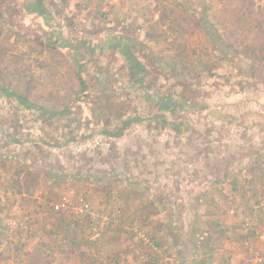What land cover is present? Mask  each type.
Masks as SVG:
<instances>
[{
    "label": "rangeland",
    "instance_id": "1",
    "mask_svg": "<svg viewBox=\"0 0 264 264\" xmlns=\"http://www.w3.org/2000/svg\"><path fill=\"white\" fill-rule=\"evenodd\" d=\"M250 1L0 0V89L45 111L0 93V264H264V91L201 76L264 49ZM146 92L194 96L188 129Z\"/></svg>",
    "mask_w": 264,
    "mask_h": 264
},
{
    "label": "trees",
    "instance_id": "2",
    "mask_svg": "<svg viewBox=\"0 0 264 264\" xmlns=\"http://www.w3.org/2000/svg\"><path fill=\"white\" fill-rule=\"evenodd\" d=\"M250 3H251L250 5L253 6L257 10V7L254 3V0H251ZM32 6L36 12H41L40 11L41 10L40 4L34 3ZM220 42H221V46L223 48L221 49V47H220V48L216 49V52L218 53V55H215L216 61L214 60L211 64H209V62L201 63L202 66L204 67V72L201 76L203 78L205 77V79H214V78L224 79L225 77H223L217 73V69L221 68V63L224 60L230 59V58H233L234 60L240 59L243 62H247V64H252L253 68L251 67V70L249 68V71H247L246 69H244L245 67L242 69L241 67L238 68V66L233 65V67H232L233 70H236L238 72V76H237L238 77V83H237L238 87H239V85L241 87L244 86V84L246 82L245 77L250 72V77L252 79L257 78L259 80V83L262 86L261 87L262 90L264 91V49L262 47L256 49V48L250 47L249 45L240 44L239 50L237 48H234L233 46H230V47L228 46L227 48L229 50H227L224 47V45L226 43L225 39L223 38ZM122 46H123L122 42H120V41L117 42L115 45L116 48H119V47L123 48ZM214 48L215 47H213V49ZM124 55H126V53H124ZM128 60L130 61L131 64L134 63V61L132 60L131 57H129ZM189 62H191V61H189L187 59L184 63L187 66H185V65H183V67L180 66L179 70L181 72H185L188 77H191V75H190L191 71H189V69L187 68L189 65ZM209 65H212V66L210 67ZM133 68L136 69L135 79H137V80H135V81L137 84L140 85V84H142V81H143L144 71L142 72L141 69H138V67H135V66ZM205 74H206V76H205ZM197 77L198 76H196V78ZM202 77H200V79ZM78 80L80 82V89L83 90V83H82L81 79H78ZM153 84H154V81H153ZM0 93H2L3 95H5L7 97H14L25 109H30V108L37 109V111H39L40 113H42L44 115L45 111L43 109H41V107H39L36 104L29 103V101L23 96H21L19 94L10 93L4 89H0ZM144 94L146 96V99L150 102V104L157 107L159 110H162L163 112L170 114L173 117H177L180 112L184 113V116L182 117L183 121L181 123L180 122H178V123H175V122L166 123L165 117H155L154 122L156 124H160V126L169 127L176 135H178L181 132H184V130L188 129L187 122L190 121V118L185 117V115H188L190 113V110L193 111V108H194L193 102L196 100V98L194 96H191L192 99H190L189 97H187V95L184 92L183 94H180L176 99V98H173L174 96L171 94H166V95H163L162 97H158L153 92H146ZM206 107H208V106H206ZM206 107H204V109H206ZM40 110H42V111H40ZM190 114H192V113H190ZM139 122H142V121L138 118L125 119L124 121L121 122V125L118 129H116L114 132H106L105 135L109 136V137H114V138L120 137L122 135V132L126 128H128L132 123H139ZM10 142H12L11 139H10ZM15 142L19 143L20 141H15ZM262 175L264 176V172H262ZM225 176H227V175H225ZM224 181H225V179L221 180V181H217V182H215V185L221 184ZM237 184L238 183H236V182L235 183L232 182L231 188L233 190H236ZM262 198H264V197L262 196ZM256 203L258 204L259 201L256 200ZM146 218L149 219L151 217H145V219Z\"/></svg>",
    "mask_w": 264,
    "mask_h": 264
},
{
    "label": "built area",
    "instance_id": "3",
    "mask_svg": "<svg viewBox=\"0 0 264 264\" xmlns=\"http://www.w3.org/2000/svg\"><path fill=\"white\" fill-rule=\"evenodd\" d=\"M54 208L56 210H63L66 208V204L62 201V202L58 203L57 205H55ZM79 211L82 212V209H80Z\"/></svg>",
    "mask_w": 264,
    "mask_h": 264
}]
</instances>
